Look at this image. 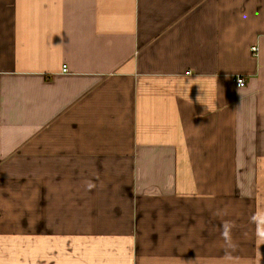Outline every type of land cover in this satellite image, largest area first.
I'll list each match as a JSON object with an SVG mask.
<instances>
[{
	"label": "crops",
	"instance_id": "0c3cea01",
	"mask_svg": "<svg viewBox=\"0 0 264 264\" xmlns=\"http://www.w3.org/2000/svg\"><path fill=\"white\" fill-rule=\"evenodd\" d=\"M0 264H264V0H0Z\"/></svg>",
	"mask_w": 264,
	"mask_h": 264
},
{
	"label": "built area",
	"instance_id": "2783aa9c",
	"mask_svg": "<svg viewBox=\"0 0 264 264\" xmlns=\"http://www.w3.org/2000/svg\"><path fill=\"white\" fill-rule=\"evenodd\" d=\"M253 52H257L258 51V47H253L252 48ZM64 72H66V67H64L63 69ZM237 84L240 86V87H244L245 84H246V80L242 77H238L237 80H236Z\"/></svg>",
	"mask_w": 264,
	"mask_h": 264
}]
</instances>
